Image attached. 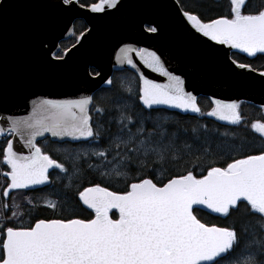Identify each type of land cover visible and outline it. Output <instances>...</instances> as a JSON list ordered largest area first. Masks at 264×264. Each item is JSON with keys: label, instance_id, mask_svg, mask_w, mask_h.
<instances>
[{"label": "snow or ice", "instance_id": "obj_1", "mask_svg": "<svg viewBox=\"0 0 264 264\" xmlns=\"http://www.w3.org/2000/svg\"><path fill=\"white\" fill-rule=\"evenodd\" d=\"M61 3L104 13L116 9L120 0ZM0 5L6 6L5 0H0ZM183 16L207 40L248 57L264 58V5L254 7L253 0H228L226 12L215 18H202L199 12L188 10ZM157 30L146 27L151 33ZM133 56L168 82L160 84L147 78L139 72ZM116 61L139 73L142 86L137 99L143 107L133 114V105L121 104L108 121L109 126L113 121L116 124L114 134L101 120L105 109L97 106L98 101L94 103L92 95L36 99L31 101L29 116L0 115L4 121L0 137H12L0 148V168L6 169L0 175L8 180L0 195V264H264V123L251 124L262 140L246 154L243 145L226 141L213 148L211 139L207 135L202 138L196 128L191 129L189 142L181 137L182 130L169 131L165 127L168 122L153 117L152 112L159 113L161 106H167L239 125L243 120L241 105L213 100L214 107L202 111L197 96L186 91L185 80L169 72L161 57L147 48L125 45ZM232 62L240 69L254 70L250 64ZM259 74L264 76V71ZM105 83L113 85V79ZM126 91L131 96V87ZM93 111L97 114L95 124ZM46 134L59 141L87 142L78 149L51 142L52 150L62 154L71 169L49 154ZM14 139L27 154L14 148ZM234 152L240 155L234 156ZM81 160L101 177L123 181L125 190H109L96 183L78 191L79 205L88 212L85 217L73 209L67 215L37 217L25 223L15 196L9 212L5 201L10 192H47L62 179L60 174L67 177L70 172L82 171ZM173 168L177 172L169 176ZM24 199L32 205L27 213L31 217L37 205L28 195ZM41 199L44 207L65 211L55 200ZM113 209L118 218L110 215ZM241 209L254 223L238 228L198 218L205 210L229 218Z\"/></svg>", "mask_w": 264, "mask_h": 264}, {"label": "water", "instance_id": "obj_2", "mask_svg": "<svg viewBox=\"0 0 264 264\" xmlns=\"http://www.w3.org/2000/svg\"><path fill=\"white\" fill-rule=\"evenodd\" d=\"M5 5H0V115L29 116L31 101L36 99L93 96L99 89L111 87L105 81L112 79L116 71L131 70L139 77L136 70L116 61L119 49L125 45L156 52L165 68L184 79L186 91L197 98L245 102L264 109V76L232 62V53L247 54L196 33L183 16L178 0H120L116 9L104 13H92L75 3L63 5L61 0H5ZM78 19L88 29L63 59H55L61 42L74 34ZM149 25L157 27V32L146 31ZM133 58L147 78L160 84L168 82ZM92 69L97 76L92 75ZM161 109L196 115L167 106ZM3 123L0 120V125ZM46 136L57 143L86 142ZM13 144L27 154L16 139ZM16 191L31 190L12 192Z\"/></svg>", "mask_w": 264, "mask_h": 264}, {"label": "trees", "instance_id": "obj_3", "mask_svg": "<svg viewBox=\"0 0 264 264\" xmlns=\"http://www.w3.org/2000/svg\"><path fill=\"white\" fill-rule=\"evenodd\" d=\"M80 2H90V0H80ZM179 4L183 11H195L199 12L202 15V18L206 15L209 18H215L217 15H222L228 9V0H178ZM264 5V0H253V6L259 7ZM88 29L87 25L82 19H78L74 24V34L72 37L61 42V49L58 55L64 56V53L72 48L83 34ZM232 59L237 61V63L250 64L252 68L261 72L264 71V58L257 57L250 59L247 56L239 53H232ZM93 76H97L98 72L94 69L91 70ZM113 85L109 88L99 89L94 96V103H97V106H101L105 109L104 115L101 117V120L105 123V127L109 129L111 133H116L117 127L113 121L109 126L108 121L111 116H114L119 111V106L123 103H129L133 105L132 112L138 111L143 106L139 104L137 99L139 88L141 87V82L139 77L132 72L131 70H122L116 71L113 73ZM131 87L132 92L131 96L126 91V88ZM198 104L201 105L202 111H210L214 104L209 97L200 96L197 100ZM241 105L239 111L243 117V120L239 125L224 124L217 120L215 117H208L207 115L198 116L196 115H183L178 112H171L164 109H161L159 113L152 112L153 117L157 119L166 120L168 123L165 124V127L169 131L180 129L181 137L188 138L191 142L192 137V128L198 129V134L204 138L207 135L208 138L213 142V148L216 143L221 141H226L234 145H243L245 154L248 150H255L256 145H258L262 138L256 133L252 128L251 124L253 122L259 121L264 123V109L253 104H248L245 102L239 103ZM145 113L149 110L144 109ZM93 123L95 124L97 114L95 111L92 113ZM206 126V128H205ZM187 130L184 132L183 130ZM226 133V135H225ZM4 140V139H3ZM49 140V154L52 155L54 159H57L58 162L65 163L70 169L72 167L71 163L68 160H65L62 154H58L56 151L52 150V140L48 137ZM6 141L0 142V148L5 145ZM87 142L80 143H57L56 146L59 147L63 145L66 148H79L82 145H85ZM234 156H239V152H234ZM219 159V158H217ZM93 162H96L92 158ZM220 163H223L221 160L217 163V166H220ZM83 170L73 175L71 172L65 177V174H60L62 179L56 180V182L51 186L47 192L35 191L27 193L37 205L32 213V216L27 215L29 208H32V205L26 204L20 208L21 212L24 215L21 217L27 223L30 219L39 218H53L58 215H67L73 209L81 216L85 217L88 215V212H83L79 202L77 192L83 190L84 187L92 186L96 183H99L102 187H108L109 190L123 192L125 190V184L123 181L108 180L99 175L98 172H95L91 169H88L87 166L84 167L81 164ZM184 166H181L183 169ZM187 167L191 168L192 165L189 164ZM6 169L0 168V171ZM177 169H171V172L168 174H175ZM197 174H199L197 172ZM47 197L48 199L55 200L58 204L65 209L63 213L60 212L59 208L57 211L48 209L42 205L43 199L41 197ZM113 218H118V213H112ZM198 218L202 222H208L209 224H216L217 226H231L235 225L238 228L241 226H247L249 223H254V218L248 216L243 209L239 213H234L231 217L225 218L221 216L211 215L207 212H201L198 214Z\"/></svg>", "mask_w": 264, "mask_h": 264}, {"label": "flooded vegetation", "instance_id": "obj_4", "mask_svg": "<svg viewBox=\"0 0 264 264\" xmlns=\"http://www.w3.org/2000/svg\"><path fill=\"white\" fill-rule=\"evenodd\" d=\"M239 54H241V53H239ZM244 55V54H243ZM246 56V55H245ZM248 57V56H247ZM248 58H250V57H248ZM250 59H254V58H250ZM10 138H12V137H6V138H0V142H2V141H6V139H10ZM4 139V140H3ZM7 183H8V180L5 178V177H3L2 175H0V188H2V189H0V195H2V192H3V189L7 186ZM31 192H35V191H16V192H10V194H9V198L5 201V202H7L8 204H9V206H10V209H9V212H10V210H11V205H10V203L12 202L11 201V197L12 196H15V198L18 196V195H23L24 197H25V195H28L27 193H31ZM29 196V195H28ZM21 201L22 200H25L24 198H22V199H20ZM28 204V203H27ZM42 205H43V203H42ZM23 206H20V208H22ZM0 211H2V209H0ZM17 211H19V212H21V210L19 209V210H17ZM113 212H117V211H115V210H113V211H111L110 212V215H112V213ZM204 212V211H203ZM118 213V212H117Z\"/></svg>", "mask_w": 264, "mask_h": 264}, {"label": "rangeland", "instance_id": "obj_5", "mask_svg": "<svg viewBox=\"0 0 264 264\" xmlns=\"http://www.w3.org/2000/svg\"><path fill=\"white\" fill-rule=\"evenodd\" d=\"M72 149H78V148L73 147ZM92 158L95 159V160H96V158H95V157H90V158H89L90 161H91L92 163H95V162L92 161ZM79 163H80V164H83L84 167L87 166V163H85L83 160H81ZM95 172H96V171H95ZM73 175H76V174H73ZM106 179H107V178H106ZM108 180H113V179H108ZM0 189H2V188H0ZM22 198H24L23 195H18V196L15 198V201H16V203H19L20 206H25V205L27 204V201H26V200H22V201H21L20 199H22ZM11 201H12V200H11ZM10 205H12V202L10 203ZM19 209H20V208H19ZM19 209H18V210H19Z\"/></svg>", "mask_w": 264, "mask_h": 264}]
</instances>
